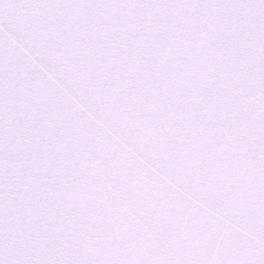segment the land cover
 Instances as JSON below:
<instances>
[{
    "label": "snow or ice",
    "instance_id": "obj_1",
    "mask_svg": "<svg viewBox=\"0 0 264 264\" xmlns=\"http://www.w3.org/2000/svg\"><path fill=\"white\" fill-rule=\"evenodd\" d=\"M0 264H264V0H0Z\"/></svg>",
    "mask_w": 264,
    "mask_h": 264
}]
</instances>
